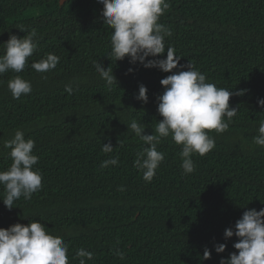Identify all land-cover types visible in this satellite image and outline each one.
Returning <instances> with one entry per match:
<instances>
[{
    "label": "trees",
    "instance_id": "16d2710c",
    "mask_svg": "<svg viewBox=\"0 0 264 264\" xmlns=\"http://www.w3.org/2000/svg\"><path fill=\"white\" fill-rule=\"evenodd\" d=\"M168 2L159 23L171 28L165 47L182 57L180 65L190 62L207 82L245 94L230 97L238 114L226 131L209 133L215 148L193 154V173L183 174L181 146L169 136L157 146L165 159L148 183L133 166L144 145L127 125L135 119L145 134L153 133L163 119L157 112L160 81L171 73L131 64L128 57L115 61L112 29L97 0H0V54L10 35L27 34L21 26L35 29L38 42L23 72L0 75V171L12 162L3 144L19 129L35 141L33 170L43 177L30 200L21 197L11 210L0 200V228L42 223L68 245L69 264H79L73 257L81 247L94 254L87 264H220L237 251V238L225 240V229L244 211L264 208V147L253 142L264 120L257 103L264 99V0ZM166 52L147 59H166ZM48 53L60 58L54 70L31 68ZM99 62L113 68L118 86L111 91L93 66ZM15 75L32 84L20 99L7 88ZM69 84L72 94L65 90ZM140 85L147 88V103L135 98ZM109 143L114 151L105 154ZM110 156H119L118 165L101 169ZM3 191L0 186V199ZM217 244H226L225 252L216 253Z\"/></svg>",
    "mask_w": 264,
    "mask_h": 264
},
{
    "label": "clouds",
    "instance_id": "9594fccd",
    "mask_svg": "<svg viewBox=\"0 0 264 264\" xmlns=\"http://www.w3.org/2000/svg\"><path fill=\"white\" fill-rule=\"evenodd\" d=\"M103 5L101 16L103 22L112 29L110 56L115 61L129 58L131 64L139 62L146 69H159L163 73H171L160 81L164 88L163 94L157 97V112L163 118L156 123L152 134H145V125L132 119L127 125L128 130L142 141L144 147L136 153L133 166L142 173L145 182L150 183L157 169L165 159L163 152L157 146L163 138L171 136L175 144L181 146L179 156L184 175L195 171L193 154L204 156L215 148V140L209 135L211 131L222 133L226 131L233 118L237 116L236 108H230L229 100L233 95H244L242 90L233 93L227 88L218 87L207 82V77L197 70L190 62L180 65L181 56L176 55L171 46L165 47L166 38L173 35L169 26L159 23L160 17L169 9L168 0H97ZM21 32H27L23 38L10 35L0 54V75L6 72L21 73L28 65L29 58L38 50L37 32L28 31L22 26ZM166 52V59H147L161 57ZM60 58L48 53L45 57L30 66L38 73L54 70ZM179 65V67H178ZM94 68L100 78L106 82L109 90L118 86L113 68L105 69L102 64L94 63ZM187 67V71L183 70ZM176 70V71H173ZM129 73L133 71L129 68ZM7 88L13 99H20L32 92V84L21 75H15L7 81ZM65 90L72 94L71 84ZM137 100L147 103V88L139 86ZM264 108V99L257 101ZM226 118V119H225ZM253 142L264 147V120L259 122V128ZM9 149L11 165L0 171V186H3L2 200L6 209H13L15 201L23 197L30 200L32 195L42 187V174L33 170L39 157L33 154L35 141L25 139L22 130H15L14 136L3 144ZM105 154L113 153V146L104 144ZM119 156L111 157L101 162V169L117 166ZM123 191V186L117 189ZM237 238L233 244L236 252L228 258H222L220 264H264V208L259 211L248 209L236 221L234 227L224 231V239ZM215 252H225L226 244L214 246ZM68 245L60 236H54L40 222H30L28 225L15 224L7 229L0 228V264H69ZM123 260L124 253H115ZM211 252L205 247L203 259H210ZM79 264H87L94 259L91 251L81 247L75 250Z\"/></svg>",
    "mask_w": 264,
    "mask_h": 264
},
{
    "label": "water",
    "instance_id": "95a60500",
    "mask_svg": "<svg viewBox=\"0 0 264 264\" xmlns=\"http://www.w3.org/2000/svg\"><path fill=\"white\" fill-rule=\"evenodd\" d=\"M64 3V0H61V4H63Z\"/></svg>",
    "mask_w": 264,
    "mask_h": 264
}]
</instances>
